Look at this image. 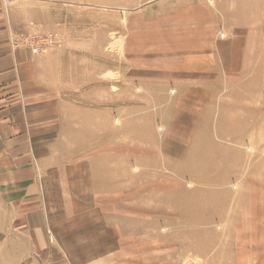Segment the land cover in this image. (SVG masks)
Returning <instances> with one entry per match:
<instances>
[{
	"label": "rangeland",
	"instance_id": "374dc122",
	"mask_svg": "<svg viewBox=\"0 0 264 264\" xmlns=\"http://www.w3.org/2000/svg\"><path fill=\"white\" fill-rule=\"evenodd\" d=\"M2 1L17 43L55 39L110 264H264V0Z\"/></svg>",
	"mask_w": 264,
	"mask_h": 264
},
{
	"label": "crops",
	"instance_id": "0c3cea01",
	"mask_svg": "<svg viewBox=\"0 0 264 264\" xmlns=\"http://www.w3.org/2000/svg\"><path fill=\"white\" fill-rule=\"evenodd\" d=\"M12 4L0 0V264H110V186L78 145L94 138L69 114L55 56L17 43Z\"/></svg>",
	"mask_w": 264,
	"mask_h": 264
},
{
	"label": "built area",
	"instance_id": "2783aa9c",
	"mask_svg": "<svg viewBox=\"0 0 264 264\" xmlns=\"http://www.w3.org/2000/svg\"><path fill=\"white\" fill-rule=\"evenodd\" d=\"M22 43L26 45L33 54L37 55L40 54L45 47L53 46L55 44V39L52 35L43 36L33 34L22 37Z\"/></svg>",
	"mask_w": 264,
	"mask_h": 264
},
{
	"label": "bare ground",
	"instance_id": "6f19581e",
	"mask_svg": "<svg viewBox=\"0 0 264 264\" xmlns=\"http://www.w3.org/2000/svg\"><path fill=\"white\" fill-rule=\"evenodd\" d=\"M211 3H213L214 1L213 0H210ZM191 123V122H190ZM252 142V141H251ZM109 179V178H108ZM110 182V181H109Z\"/></svg>",
	"mask_w": 264,
	"mask_h": 264
}]
</instances>
